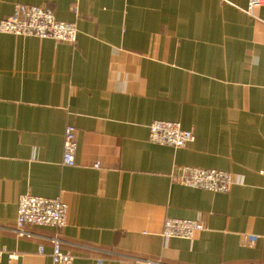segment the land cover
Instances as JSON below:
<instances>
[{
	"label": "crops",
	"instance_id": "crops-1",
	"mask_svg": "<svg viewBox=\"0 0 264 264\" xmlns=\"http://www.w3.org/2000/svg\"><path fill=\"white\" fill-rule=\"evenodd\" d=\"M248 2L0 0V19L34 4L78 28L73 44L0 33V242L17 254L0 264H53L55 235L68 264H264V7L252 16ZM155 120L195 140L152 143ZM185 165L240 181L229 192L173 182ZM22 194L62 198L66 226L17 236ZM167 217L205 228L164 237Z\"/></svg>",
	"mask_w": 264,
	"mask_h": 264
},
{
	"label": "built area",
	"instance_id": "built-area-1",
	"mask_svg": "<svg viewBox=\"0 0 264 264\" xmlns=\"http://www.w3.org/2000/svg\"><path fill=\"white\" fill-rule=\"evenodd\" d=\"M259 7H264V0H249L243 10L255 16V9ZM0 33L34 36L73 44L77 42L78 28L74 22L59 20L51 7L17 3L9 16L0 19ZM149 130V141L173 148L184 147L195 140L192 130L183 128L175 121L155 120L150 124ZM76 135V126L68 124L64 130L63 146V163L67 166L76 164L75 153L78 147ZM95 166L99 167V162ZM171 178L173 182L185 186L214 192H229L240 181V178L228 171L190 165L182 166ZM68 216L69 205L62 198L22 194L18 200L17 220L13 232L19 237H33L34 233L29 229L32 226L53 227L60 231L66 226ZM204 228V222L201 220L167 217L163 223L162 235L192 240L195 234ZM49 239L53 245L51 254L53 264H68L70 255L63 250L60 236L55 235ZM39 249L44 252L45 247L41 245ZM4 255L10 260L17 259V254L10 252L0 242V257ZM130 258L143 264H162L146 258Z\"/></svg>",
	"mask_w": 264,
	"mask_h": 264
}]
</instances>
